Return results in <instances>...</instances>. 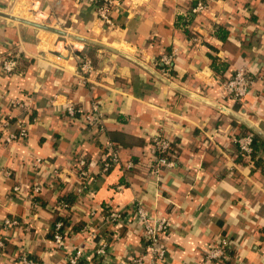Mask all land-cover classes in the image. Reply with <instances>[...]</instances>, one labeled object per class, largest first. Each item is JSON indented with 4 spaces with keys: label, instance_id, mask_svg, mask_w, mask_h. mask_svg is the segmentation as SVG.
Returning <instances> with one entry per match:
<instances>
[{
    "label": "crops",
    "instance_id": "1",
    "mask_svg": "<svg viewBox=\"0 0 264 264\" xmlns=\"http://www.w3.org/2000/svg\"><path fill=\"white\" fill-rule=\"evenodd\" d=\"M115 1L113 24L106 25L96 6L77 0H0L1 12L123 54L93 45L95 64L83 75L88 43L0 17V121L14 123L0 133V227L5 219L19 222L3 235L0 264H14L22 252L41 264L66 263L52 240L50 185L35 172L72 186L79 182L77 156L87 157L93 179L91 193H80L72 207L73 227L95 215L104 225L103 208L129 212L141 205L170 223L161 236L165 260L157 264H202L210 246L224 238L230 241L225 257L212 264H264V174L250 158L236 159V140L250 129L263 140L256 143V157L264 162V0H203L207 11L186 29L181 24L198 0ZM218 28L226 31L225 42L216 37ZM164 55L172 57V78L156 70ZM9 57L18 60L12 75L3 69ZM213 58L223 63L219 72ZM137 62L234 115L175 90ZM241 67L254 82L236 102L225 98L222 85ZM70 105L85 112L97 105L103 130L69 117ZM19 122L27 125V140L6 142ZM159 134L179 152L172 168L156 173L153 139ZM109 142L119 161L101 175ZM129 163L135 164L131 172ZM36 186L43 203L33 199ZM90 227L96 238L83 228L66 240L68 251L81 247L93 255L104 226ZM122 227L108 238V259L93 255L85 264H129L135 255L152 264L143 230L128 220Z\"/></svg>",
    "mask_w": 264,
    "mask_h": 264
},
{
    "label": "built area",
    "instance_id": "2",
    "mask_svg": "<svg viewBox=\"0 0 264 264\" xmlns=\"http://www.w3.org/2000/svg\"><path fill=\"white\" fill-rule=\"evenodd\" d=\"M81 5L91 4L96 6L98 18L104 22L106 25H112L113 20L111 17V9L113 6L118 5L115 0H77ZM208 5L203 1H197L195 6L190 10L189 13L185 15V18L181 24L185 29L188 28L192 23L193 19H195L200 14L207 11ZM198 41V36H195L193 39ZM83 62L80 66V70L83 75L92 71L93 67L91 65V61L89 59H82ZM161 63L165 66H169L172 63V57L168 55H164L161 59ZM18 65V60L15 57L7 58L3 63V69L8 75H12L15 73ZM253 80L250 76V73L246 67H241L237 69L234 74L226 80L223 85V95L226 99H232L236 102L243 101L249 93L251 86L253 84ZM66 113L71 118H82L84 123L94 129V130H103L101 125V117L99 114V109L97 105H93L92 109L89 112H85L81 109H77L74 106H68ZM79 115V116H77ZM100 125V126H99ZM99 126V127H97ZM9 127V121L2 119L0 121V133L6 130ZM18 133L11 132L6 137V142H20L27 140L29 136V131L25 122H19L18 124ZM239 149L242 152L247 154L253 151V136L246 135L238 138L236 140ZM153 143L156 150H160L161 152H165L169 149L171 140L166 136L159 134L153 139ZM107 149L109 150L108 158L101 161L99 164V173L101 175L107 174L112 167L119 161L117 146L112 143L107 144ZM157 161V166L162 165L166 168H172L174 166L173 161H169L166 158L164 159H155L154 162ZM39 163V162H38ZM133 164L129 163L127 168H130ZM75 172L77 174L78 180L81 183V186L76 189L78 194L80 193H91L90 184L92 177V172L90 170L89 164L85 160H80L75 166ZM156 173H160L161 169L157 168ZM40 187L36 186L34 192L38 193L40 191ZM91 215H95L93 211ZM125 220L129 222H133L134 224L139 226L144 232V236L146 237V246L148 253L151 255L152 264H157L165 260L166 251L161 246V236L166 233L170 229V223L166 219H157L151 216L143 206L136 205L134 209L129 212L124 211H115L108 210V215L105 219V222L108 223L109 229L115 233L122 225H124ZM18 220L5 219L2 226L0 227V247H4V239L3 235L6 233L12 226L18 225ZM62 223L56 224L54 227V240L53 243L57 249L65 252V264H85L88 263L93 255L101 257L103 260L108 259L109 250L108 243L105 241H100L98 246L94 249L93 255L86 254L83 248L81 247H73L72 250L68 251L66 248V240L64 234L61 232ZM88 234L89 239L96 238V231L93 230L90 226L85 227L84 231ZM230 241L227 238L221 239L219 244L213 243L207 254L204 258L202 264H212L217 260H221L225 257L226 249L229 246ZM14 264H41V262L31 258L27 253L22 252L19 254L14 261ZM129 264H149L146 258L143 255H135L133 256Z\"/></svg>",
    "mask_w": 264,
    "mask_h": 264
},
{
    "label": "trees",
    "instance_id": "3",
    "mask_svg": "<svg viewBox=\"0 0 264 264\" xmlns=\"http://www.w3.org/2000/svg\"><path fill=\"white\" fill-rule=\"evenodd\" d=\"M200 1V0H199ZM203 1V0H201ZM205 2V1H203ZM195 6V5H194ZM193 6V7H194ZM192 7V8H193ZM191 8V9H192ZM216 37H218L219 39H221L222 41L225 42V40H227V37H226V31L223 30L222 28H218V30H216ZM87 49L86 51H84L81 56L85 59H89L91 61L92 64H95V61H94V52L98 49L97 47L93 46V45H87ZM212 67L213 69L216 71V72H219L220 71V68L219 66H223V63H221L217 58H213L212 59ZM18 67V65H17ZM156 70L158 72H166L165 74L167 76H170L171 78L174 77L175 73H174V66L172 65V63L169 65V66H165L161 63V61H158L157 63V66H156ZM17 70V68H16ZM79 116V115H77ZM13 121V120H12ZM10 120L9 122V128H13L14 127V123ZM100 126V125H99ZM97 126V127H99ZM244 126V125H243ZM245 127V126H244ZM100 131V129L98 130ZM102 131V130H101ZM247 131L250 132V134H247V135H252L253 136V151L249 154L245 153V152H242L239 147V156L236 158L237 161L240 160V159H245V158H250V163L252 164L254 170H257V169H261L262 170V173L264 174V162H262L260 159H258L256 157V152L258 150L257 148V145L256 143L258 141L260 142H263L262 138L255 132H253L252 130L248 129ZM14 133H18V127L16 130H14ZM246 136V135H245ZM112 141V140H111ZM113 142V141H112ZM110 142V143H112ZM114 144V143H112ZM115 145V144H114ZM116 146V145H115ZM178 148L175 144V142H171L170 143V146H169V149L165 152H161L160 150H156V159H164L166 158L167 160L169 161H173V162H176L177 160V155H178ZM80 160H85L88 164V160H87V157L85 156H77L74 160H73V163H74V166L79 163ZM244 161V160H243ZM134 163L133 165L128 168V171L131 172L134 168ZM157 168H160L162 169L163 166L160 165L159 167L157 166V161L153 163L152 165V169L153 171L156 170ZM75 169V167H74ZM35 174L37 175V177L44 182V180L46 181V185L50 187V193L53 195V198H54V206H53V214L55 215L54 217V221H53V224H52V240H54V227L56 226V224L58 223H62V228H61V232L64 234V237H65V240H67L68 238L71 237V235L73 233H77V231H80L81 229L87 227L88 225L92 226V227H97V226H104L102 227L103 230V235L98 238H102L103 241L105 242H108V238L109 240L112 239V236H113V232L111 230H108V223L105 222V219L108 215V212H107V209L106 208H103L102 209V214L104 215L102 217V224L104 225H101L98 223L97 219L95 218L97 215L93 216L92 220L89 222V223H86V224H83L80 226V229L79 228H75L71 225L70 223V216L72 214V207L74 205L77 204V202L79 201L80 199V194H78L76 192V189L79 188L81 186V183L80 182H76V183H72V186L69 185V183L67 182H59L58 185H56L55 182H53L52 179L48 178V180L51 181L48 182V180H46V177H41L42 175L39 176L40 172H38V170H36ZM48 183V184H47ZM75 189L74 191L72 190ZM83 194V193H82ZM36 202H39V203H43V200H44V197L37 193V195L34 196L33 198ZM94 227V228H95ZM107 228V230H106ZM123 228L122 226L119 228L121 229ZM78 229V230H77ZM105 233V234H104ZM32 258V257H31ZM38 261V260H37Z\"/></svg>",
    "mask_w": 264,
    "mask_h": 264
},
{
    "label": "water",
    "instance_id": "4",
    "mask_svg": "<svg viewBox=\"0 0 264 264\" xmlns=\"http://www.w3.org/2000/svg\"><path fill=\"white\" fill-rule=\"evenodd\" d=\"M0 17L1 18H5L7 20H11V21H15V22H19V23H22V24H26V25H29V26H32V27H35V28H38V29H43V30H47V31H50V32H53V33H56V34H59L61 36H64V37H68V38H71V39H74V40H78V41H81V42H85V43H88V44H92V45H96V46H99L101 48H104V49H107V50H111L113 52H116L118 54H122L120 53L119 51L109 47V46H106V45H103L101 43H98V42H95V41H92V40H88L86 38H83V37H79L75 34H69L68 32L64 31V30H57V29H54L52 27H49L47 25H44V24H40V23H37V22H31V21H28V20H25V19H22V18H19V17H15L9 13H4V12H1L0 11ZM123 55V54H122ZM140 66H142L144 69H146L148 72H150L153 76H155L156 78H158L159 80L163 81L164 83H166L167 85L171 86L172 88H174L175 90L177 91H180L182 92L183 94H186L190 97H193V98H196V99H199L207 104H210L220 110H222L223 112H226L228 114H231V115H234L230 110H228L227 108L225 107H221L220 105H217V104H214V103H211L203 98H200L194 94H191L185 90H183L182 88H180L179 86L175 85V84H172L169 80H167L166 78H164L163 76H161L160 74H158L155 70L149 68L148 66H146L145 64H142L140 62H137Z\"/></svg>",
    "mask_w": 264,
    "mask_h": 264
}]
</instances>
